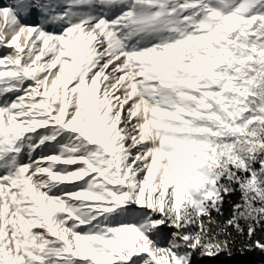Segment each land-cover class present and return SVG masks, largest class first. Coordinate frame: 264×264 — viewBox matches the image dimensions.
I'll return each mask as SVG.
<instances>
[{
	"label": "snow or ice",
	"instance_id": "obj_1",
	"mask_svg": "<svg viewBox=\"0 0 264 264\" xmlns=\"http://www.w3.org/2000/svg\"><path fill=\"white\" fill-rule=\"evenodd\" d=\"M258 233L264 0H0V264H193Z\"/></svg>",
	"mask_w": 264,
	"mask_h": 264
},
{
	"label": "trees",
	"instance_id": "obj_2",
	"mask_svg": "<svg viewBox=\"0 0 264 264\" xmlns=\"http://www.w3.org/2000/svg\"><path fill=\"white\" fill-rule=\"evenodd\" d=\"M238 201V191L226 198L223 208L225 217H228L231 213V204ZM258 235H264V233H258ZM237 244H239V238H237ZM197 264H264V254L259 251H253L241 255L238 250L233 249L231 256L222 254L215 259H198Z\"/></svg>",
	"mask_w": 264,
	"mask_h": 264
},
{
	"label": "rangeland",
	"instance_id": "obj_3",
	"mask_svg": "<svg viewBox=\"0 0 264 264\" xmlns=\"http://www.w3.org/2000/svg\"><path fill=\"white\" fill-rule=\"evenodd\" d=\"M198 259H200V258H198V257H194V259H193V264H197Z\"/></svg>",
	"mask_w": 264,
	"mask_h": 264
}]
</instances>
